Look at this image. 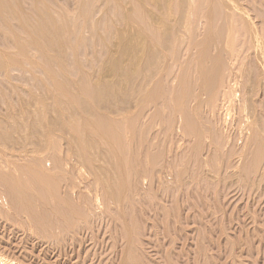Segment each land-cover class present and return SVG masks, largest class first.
<instances>
[{"label": "rangeland", "instance_id": "1", "mask_svg": "<svg viewBox=\"0 0 264 264\" xmlns=\"http://www.w3.org/2000/svg\"><path fill=\"white\" fill-rule=\"evenodd\" d=\"M112 1L113 0H108L107 3H103L102 0H27L23 3L22 11L16 8V11L20 14L16 15L18 21L20 19L25 21V23L29 21L33 25H36L41 21V16L34 11L35 2H43L47 5L49 15L60 27L59 33H61V35L64 34L65 31L67 33L64 38L62 37L64 45L69 47L67 50L68 55L65 59L66 67L70 70V73L68 72L67 75V68H61L60 63L55 60L56 58H54V61L48 58L49 56L43 48L42 43L36 46V48L32 45L29 46V57L31 60L27 62L25 60L26 58L19 53L20 50L12 45L8 41V38H12L13 35L16 34L29 41L30 37L28 34L20 31V28L17 27V24L19 25L20 22L17 20L11 21L10 29L5 27L3 22L0 21V34H4L7 37L0 36V125L3 126L2 128L0 127L2 129L0 130L5 133L8 132L10 136L12 134L11 138L15 140V142L12 139L7 141L10 143V148L12 150L8 148V143L5 142V144L8 145L7 147V145L4 146V141H0L2 142V145L0 144L2 147L0 148H3V150H1L3 152H5L7 148L9 150V153L6 151L4 154L6 156L7 154L8 156L14 155L11 156L13 159L10 157V160L14 162H12L13 167H11V169H14L11 172V169L5 171L4 180L7 182L5 181V184L1 182L2 185L0 183L1 190L6 188L5 191L3 190L4 192L0 190V195L2 196V194H5L7 197L3 195L7 206L4 205L5 207H2V209L8 210L7 213L10 217L8 221L6 218L7 215L3 214V212L2 216L5 215L4 219L6 218V220H4L2 216L0 217V255H3L4 257H2L6 258L9 264H264V71L261 70V58L253 49L252 38L242 31V34L237 32L235 33L238 35L234 34V36L236 35V46H239V41H241V39L247 40V57L245 59L242 57L236 64L238 76L237 84L232 83L236 90L235 97L228 116V126L225 129L221 121L222 117H218L212 122L213 120L210 115L204 112L200 105L198 106V110H196L197 114L190 106L192 101V96H190V94L192 93L193 95L194 92H196L197 88L195 87L197 86L195 84L198 83L196 82L198 79L195 78L197 76H195V72L192 68L196 66L194 67V70H196L198 68L197 63L200 61L199 59H201V61L204 59L203 57L201 58L202 53L201 55L196 53L199 52V48L202 50V46H204L203 48L205 49V46L209 44L207 43V41H209L208 39L217 38L222 32L223 21L221 19H216L215 22L214 19L207 18L209 16L206 15V11L210 2L208 1V3L206 0H202V4L205 2L202 5L200 3L201 0H199V2L196 0L199 5L201 4L199 6L195 0H181L179 1V3L182 2L181 5L178 3V0H172L170 5L167 6L163 2V5H165L163 6L162 1L164 0H159V2L161 1L159 9V3L156 7L153 2H150L151 0H145V8L138 6L135 0L133 1L134 3L129 0L128 2L127 0H122L123 3L119 0H116V2ZM260 1L257 4L252 1L249 2L248 0L241 1L245 6L244 9L248 10V13L245 12L247 13L246 15L251 14L250 16L253 20L248 16L249 19L253 22L255 21L254 23L259 29L264 23V5ZM187 2L192 3H189V5ZM193 2H195V4ZM120 4L123 5L120 6ZM147 4L152 6L148 8ZM174 4L176 6L172 7ZM184 5L188 7V10L187 8L184 10ZM194 5L197 7L196 9L192 8ZM135 6L137 10L139 9V12L137 10V12L135 11ZM153 6L157 9H152ZM161 7H163V9ZM176 7L178 8L176 9ZM171 8L172 10L169 12ZM167 9L169 10L167 11ZM193 9L198 11L196 13L201 15L200 18L198 14H196L197 17L195 16L192 18L195 15ZM161 10H164L163 12L165 13L167 11L166 15L162 13ZM173 10L174 12H172ZM189 10H192V14H190L191 11ZM203 10H205V12ZM126 11L128 12L126 13L127 15L124 13ZM148 11L154 14L156 12L155 15L159 13V16L164 17L167 23L171 21L170 16H168L169 13L172 14V21L175 23L181 20V22L183 21L182 23H186L189 26L194 23L193 19H195L196 23L193 25L194 28L192 26L190 30L189 28L191 27L187 26V31L193 32L192 34L190 32L191 37L194 35L192 38L197 39L198 42L201 39V44H204L200 47V42L197 43L199 48L195 50V46L197 45L196 40L194 41L191 39L194 44L192 43L193 45L190 46L194 47H187L188 57H185L186 53L181 52V50H183V48L180 47L181 45H177V50L174 51L175 46L171 45V48V46H169L170 42H166L165 39V42H163L158 31H153L151 28L149 29L150 19L147 17V15H149ZM177 11L178 16L176 15ZM161 13L164 14V16L161 15ZM252 13H254V15ZM202 14H205L207 17ZM182 15L184 16L183 18H181ZM234 16V21L236 22L234 24L237 26L235 27L239 29L240 26H242V17L239 14L237 15V13L234 14ZM144 17L148 19H144ZM174 17L178 19V21H175ZM188 18L190 19L187 20ZM90 19L91 21H88ZM209 19H212V22H214L209 24H214L215 26H213L217 29L207 24ZM192 20L193 22L190 23ZM242 20L244 23V19ZM210 21L211 20H209V22ZM89 22L98 23H96L98 25L97 31H99H96L97 36L99 34L103 37L106 36L103 39H107V32L113 31L115 28L128 29L129 32H133V36L141 37L142 35L141 39L146 40L145 42L148 48H157L156 51L159 50L158 52H153L159 54H155L156 56L152 54V57H154V61L152 58L150 59L152 62L148 61L150 55L148 52L146 53V56L149 58L145 57L146 59H144L142 62L143 65H141L143 67H138V65L133 62L135 59L132 58L134 57L129 59V55H127L128 57L125 56L124 64L126 63V65L138 69L136 77L129 83V90L127 92L125 91L127 96H133L125 98L127 97L125 92L120 93L121 95L116 92L113 96L110 95L112 98H110V96L108 98L111 102L110 104L121 108L123 112L121 110L120 112L123 114L126 112L125 117L128 120L124 117L123 119L126 121L125 126L127 128L124 126V120H122L120 125H123L122 127H117L120 132H118L117 135L116 133L118 130H115V137L117 136V138H119V133L123 132L122 134L124 135L127 131L128 133L126 132L127 134L125 136L127 140H124L121 134L123 140H121L122 138L117 140V138L114 137L118 142L113 140L114 142L111 141V143L107 142V144H105L104 141H102V137H100L101 134L96 135V133L94 134L93 132L92 135V133H90V127H87L88 124L86 120H91L89 122H92L95 119L87 114L86 116L88 119H86L87 117L84 115L86 111L82 109L83 107L80 103H76L77 101H75V99L77 98H73L74 96L72 95L77 89H73V94H70L69 92H65L63 87L64 84L65 87L68 85H66L67 80L76 82L79 79L78 75L81 76L82 74L81 66H83V69H87L90 67V62L94 65L98 63L97 59L102 60L104 58L101 52L102 48L99 47L100 41L98 37L95 36V39H92L93 34L87 32V28L90 25ZM203 22L205 24H203ZM124 26H126V28ZM203 27L206 28V30ZM201 29L203 31H201ZM215 30H217L216 33ZM206 31H208L210 35L206 33ZM212 33L214 34L213 36H215V34L217 36L219 33V36L212 38L210 37ZM199 34H203V36L201 35L200 38ZM187 35L188 43L189 33H187ZM206 36H209L207 40H205L207 38ZM81 37L84 38V42L79 44L78 41ZM203 39L205 41H203ZM162 43L164 44L163 46L161 45ZM211 43L212 41H210V44ZM92 44L94 45L92 46ZM165 44L168 47H166ZM78 46L79 49L75 57L73 51L76 50ZM178 47H180L181 50L178 49ZM208 47L209 45L207 48ZM10 55L13 59L16 58L18 62L14 61L16 59H11ZM165 55L167 59H164ZM170 57H173V59L171 60ZM196 57L199 61H197ZM75 58L76 61L79 62V67L74 64L73 60H75ZM195 58L197 65L194 62L195 60L193 61L194 63L191 62V60ZM177 59L180 60L177 61ZM125 60H128V64ZM8 61L13 62L9 63ZM174 63L175 65L181 64L182 66H174L176 69H173ZM188 63H190V65ZM5 66L7 67L5 68ZM166 67L168 69H166ZM76 69L80 72H77ZM166 70L170 71V74L171 71L174 75L176 74V82H170L172 75L171 77L169 76L168 82L164 81L167 79L165 77L167 73L164 74ZM175 70H178V72ZM62 71L66 73L64 74ZM186 72L187 76L185 74ZM144 74L147 75V78L151 76L153 79L151 78L150 80L153 81H148L145 89L146 91L141 96L139 92H133V90L136 83L138 85V82L142 80ZM64 75L70 77L66 78ZM163 77L165 79H160ZM186 77L187 79L183 80V78ZM179 79H181V81ZM117 80L121 82L124 81V78L119 77ZM159 81L162 82L161 87L158 85ZM132 85L134 87H130ZM67 87L72 88L70 84ZM79 88L80 90L78 91H82L81 95H83V97L78 98V100L85 99L86 102L89 101L84 105L85 108L89 107L88 110H93V112H95L97 110L95 106L93 107L95 101L92 100L93 98L90 97L85 90H82L80 86ZM154 88L159 89L152 90ZM78 91L76 93H79ZM153 91H157V93H155L157 97L155 96L150 101V98L149 100L147 98L149 97V93H153ZM135 92L138 93V95H134ZM139 95L140 97L144 96L141 98L142 102L144 98L146 104L151 102L149 103L150 106L148 105L150 109L146 104L144 105L141 103ZM185 95H187V100L185 99ZM81 100L79 102H81ZM138 100L140 102L138 104H141V106L143 104V107L146 106V108L144 107L145 109L143 108V111L140 109L142 108L141 106L136 108ZM153 101H155V103H152ZM123 107L124 110L122 109ZM75 109H78L79 112ZM99 110L101 111L100 108ZM99 110H97L98 113L100 112ZM98 113H96L94 117L96 115L100 116V113L99 115ZM70 114L73 116L77 114L78 117L80 115L81 117H86L85 121H82L84 126L81 124L80 127L79 123V120H83V117L78 120L77 116L70 117ZM73 118L74 121L77 122L72 121ZM98 118L99 117H97L94 122H96ZM57 119L61 121V124L67 120L65 125H67L68 129L70 125L73 126L72 123H76L74 126L80 128L78 130L73 126L74 132H72L70 127L72 132L71 136H69L70 134L67 135V132L65 133L66 135L62 133L64 140L66 138L69 139H66L65 142L64 140L59 142L60 144L63 143L62 150L64 149L67 153V151L70 150L69 147H71L72 150L74 148V151L76 150L75 152L73 151L75 156L72 155V157L78 158L80 156L78 154L81 153L82 149L85 150V147L88 146L86 145V143H88L86 140H88V138L90 139L92 135V138H96L95 140L99 142L97 143L94 140V142L99 145L98 151L100 150V152L104 153L106 150L105 154L109 152L107 154H110L109 156L111 158L106 154L109 161L106 159V163V160L104 161L105 158L102 159L105 154L100 153L101 156L103 155L100 158L104 162L98 160V164L94 162V165H92V161H90L91 166L88 167V170L85 168L83 179V176L79 178L76 173L73 172L72 165V169H70V167L67 168L68 171L70 169L69 172L62 166L61 156L66 154L64 150V154H61V156L57 153V155L53 154V148V151L49 149L53 155L47 151L40 154L39 151L41 148L37 140L41 133L44 134L46 132V127H49V124H51L56 128V131L58 130L56 134L59 135V132H62L60 128L63 129V126L59 125L60 123H58L59 121L57 122ZM69 120L72 122L70 123ZM210 121L213 124L210 123ZM94 122L92 124H95ZM85 126L88 128V131H82L83 128L87 129ZM44 127L46 128L45 130ZM53 127L51 126V128ZM93 127L95 126L93 125ZM198 129L200 130L198 131ZM77 131L80 132L78 133ZM103 131L104 130L101 132ZM202 131L203 133L211 131V136L208 134L210 137H207L208 139L205 137L204 139L205 135L201 133ZM21 132L26 135H23ZM82 132H85L83 134L87 139L84 138ZM5 133L1 135H7V133ZM36 133H39V135H36ZM75 133H78V135L81 133L80 142L78 139L75 140V138H77V134L75 135ZM43 134L40 135V138H42ZM221 134L222 137L220 138ZM58 135L57 137L60 138L61 134ZM13 136L18 137L16 138ZM23 138H25V141ZM67 140L69 142H67ZM77 140L79 144L76 142ZM81 140L86 143H81ZM119 141H124V144L121 143L124 146L123 149L122 146L119 147ZM31 143H35L36 145ZM112 143H117V146L122 150L119 149L116 144L112 147ZM84 144L85 147L83 148ZM109 144H111V146H109ZM37 145L39 149L38 152V149L34 150V146ZM88 147H86V149ZM26 149H29L28 151H34H30L31 155L29 154L26 156V154L30 153ZM89 150L91 151V148ZM89 150H87V152ZM113 150L114 154L111 153ZM11 151L13 153H11ZM35 151L36 153H33ZM120 151H124V153H119ZM32 153L38 156H33ZM82 153L85 154V152ZM82 153L81 155H83ZM120 154L123 155L121 156ZM76 155H78V157H76ZM116 155L119 156L117 157ZM56 157L57 159H55ZM67 157V154L63 156V161L67 159ZM72 157L70 156L71 159ZM79 159H77V163L79 161L81 163ZM121 159H123L126 167H124L125 165L121 166V164H123ZM84 163L85 162H82L81 164ZM98 165L104 166L105 172H103V168L101 170L102 172H100V166ZM108 166L114 167L110 168ZM97 167H99V169ZM123 167L124 169H122ZM89 168H91V171ZM95 169L99 170L98 173ZM13 171H15V173H13ZM116 171H118V174ZM71 172L74 173H72V176L69 175ZM85 172H87V174ZM11 173H13V175H11ZM92 173L96 174L93 175ZM102 173H106V175ZM8 174L9 176H6ZM66 174L69 175L70 178L69 176L66 177ZM10 175L12 177H10ZM75 175L79 179H77V177L74 178ZM87 175H89V177ZM14 177L18 181H15ZM111 177L113 179L115 178L117 182L115 179V181L111 179ZM120 177L123 183L120 181L121 179L118 180ZM106 178L110 180L107 182ZM104 181L106 183H104ZM18 182H20V186ZM7 183L11 185L13 192L7 191L9 190ZM25 185L29 188L27 186L25 187ZM73 186L76 190H73ZM23 187H25V191L22 189ZM118 187H122L121 189L123 190ZM108 188L110 190H108ZM21 190L24 191V193H22ZM114 190L115 193H113ZM110 192H112V194ZM115 194L118 195L116 196ZM112 197H114L115 200H111L113 199ZM26 202L30 203V206ZM41 215L44 218H41ZM35 216L41 219L36 217V222ZM31 217L35 220H31L32 222L30 223L28 219H32ZM42 219L44 222H42ZM49 223H52V225ZM30 227L33 229L31 230ZM40 229L42 231H40Z\"/></svg>", "mask_w": 264, "mask_h": 264}, {"label": "bare ground", "instance_id": "2", "mask_svg": "<svg viewBox=\"0 0 264 264\" xmlns=\"http://www.w3.org/2000/svg\"><path fill=\"white\" fill-rule=\"evenodd\" d=\"M27 0H0V21H2L3 22V24L5 25V27H7V28H9L10 29V23H11V21L12 20H17V16L16 15H20L17 11H16V8L17 9H20L21 11H22V6H23V3H25ZM113 1H115L116 2V0H113ZM112 1V2H113ZM120 2L122 1V0H119ZM126 1V0H125ZM130 2L132 1H134V0H129ZM149 1V0H148ZM171 1L172 0H164V1H162V5H163V2H164V4L167 6V5H170V3H171ZM179 1H181V0H178V3H179ZM183 1V0H182ZM186 1V0H185ZM196 1V0H195ZM205 1V0H204ZM210 3H209V2ZM241 1H244V0H206V2H208L210 5H209V7L207 6V11H206V15L207 16H209V17H207V16H205V14L203 15V16H205V17H207V18H212V19H214V21L216 22V19H221L222 21H223V26H222V32H221V35L219 36L218 34H217V36H219V37H217L216 36V34H215V36L217 37V38H213V37H215V36H213L214 34L212 33V36H210V37H212L213 39H208V37L209 36H206L205 38V40H209V41H207V43H209L208 45H209V49L207 48V43H206V45L207 46H205V49L203 48L204 46H202L203 44H201V39L199 40V42L197 41V39H194V38H192L191 37V35H190V32L191 31H187V24L186 23H182L181 22V20L180 21H178V19H176L175 17V21H178V22H174V21H172V14L171 13H169V12H171V10H172V8L170 9V11L168 12L169 13V15L168 16H170V18H171V21H172V23H171V21L169 22V20H168V22L169 23H167L165 20H164V17H161V16H159V13L157 14V15H155L156 14V12H155V14L154 13H151V11H148V13H149V15H147V14H145V15H147V17L150 19L149 21H150V27H149V29L151 28L153 31H158L160 34H159V36L161 35V39H163V42H165V40H166V42L168 41V42H170L169 43V46H175V50L174 49H172V50H174V51H176L177 50V48H176V46L178 45V46H180L181 48H183V50H181L180 49V47H178V49H180L181 50V52L183 53H186V56L185 57H188V55H187V47L189 48H191V47H194V46H190V45H193L194 44V42H193V40L195 41L196 40V44L197 43H199V45H200V47L202 46V50H200V48H199V45L197 46V48H196V46H195V50L196 49H198V51L200 52H198V53H196V54H200L201 55V53H202V56H201V58L203 57L204 59H202V61H201V59H199L198 60V58H197V61H199L197 64H196V58L195 59H192L191 60V62L192 63H194L195 62V64L197 65V69L196 70H194L195 68L194 67H196V66H194L192 69H193V71L195 72L194 74H195V76H197V77H195V76H193V77H195V78H197L198 80L196 81V82H198L197 84H195L197 87H195V88H197L196 89V92H194V94L192 95V93L190 94V96H192L191 97V99H192V101H191V103H190V106L192 107V109H194L195 111L196 110H198V106L200 105V107H201V109L202 110H204V112H207L209 115H210V117H211V119L213 120L212 122H214L215 120H216V118H218V117H222L221 118V121H222V123H223V128H227V126H228V120H229V118H228V116H229V113H230V108H231V106H232V104H233V102H234V97H235V87H234V84H237V79H238V76H237V69H236V64L242 59V57L245 59L246 57H247V54H246V52H247V40H245V39H241V41H239V46H236L237 45V41L235 40V36H234V34H237V33H241V31L244 33V34H247V36H250L251 38H252V40H253V49L255 50V53L261 58V70H263L264 71V23L262 24V27H260V29L256 26V24L252 21L253 19L251 18V14L249 15H246L248 12V10H246V9H244L245 8V6L241 3ZM249 2L250 1H252L253 3H258L260 0H248ZM39 2V1H38ZM38 2H35V4H34V11H36V13L38 14V15H40L41 16V21L39 22V23H37L36 25H33L32 23H30L29 21L28 22H26L25 23V21H22V20H20L19 19V21L18 22H20L19 23V25L17 24V27L18 28H20V31H22L23 33H26V34H28V36L30 37L29 38V41H27V39H24L23 37H21L20 35H16V34H14L13 35V37L12 38H8V41L12 44V45H14L15 47H17L19 50H20V52L19 53H21L26 59V61L28 62V61H30L31 60V58L29 57V53H30V49H29V46L30 45H32V46H34L35 48H36V46H39L41 43L43 44V48L45 49V51H46V53L48 54V58H51L52 59V61H54V58H56L55 60H57L58 61V63H60V66H61V68H67L66 67V63H65V59H66V56L68 55L67 53V50H68V48L69 47H66L65 45H64V42H63V39H62V37L64 38V36H66V31L64 32V34H62L61 35V33H59L60 32V27H59V25H57V23H56V21L49 15V10H48V7H47V5L45 4V3H43V2H40V3H38ZM102 2L103 3H107L108 2V0H102ZM111 2V1H110ZM114 2V3H115ZM127 2H128V0H127ZM147 2V1H146ZM150 2H153L154 4H155V6L156 5H158V3H159V6H158V8L161 6V1L159 2V0H151ZM197 2V1H196ZM198 2H199V0H198ZM197 2V3H198ZM202 0L200 1V3L202 4ZM260 2H262V4L264 5V0H261ZM98 3V2H97ZM100 3V2H99ZM119 3V2H118ZM117 3V4H118ZM122 3H123V1H122ZM134 3V2H133ZM135 3H137L138 4V6H141L142 8H145L144 6H145V0H135ZM148 3V2H147ZM174 3V2H173ZM188 4L189 3H192V2H187ZM194 4H195V2H193ZM205 3V2H204ZM203 3V4H204ZM208 3H206V4H208ZM110 4V3H109ZM125 4V3H124ZM130 4V3H129ZM150 4V3H149ZM153 4V5H154ZM180 5L182 4V2L181 3H179ZM183 4H184V2H183ZM200 4V5H201ZM202 4V5H203ZM102 5V4H101ZM108 5V4H107ZM123 5V4H122ZM121 4H120V6H122ZM148 5V4H147ZM165 5H163V6H165ZM176 5H177V3H176ZM175 4L174 5H172V7L173 6H176ZM187 5V4H186ZM190 5V4H189ZM188 5V6H189ZM192 5V4H191ZM198 5H199V3H198ZM199 5V6H200ZM105 6H106V4H105ZM115 6V5H114ZM131 6V5H130ZM134 6V5H133ZM132 6V7H133ZM149 6L151 7L152 5H148V8H149ZM155 6H153L152 7V9L153 8H156ZM179 6V5H178ZM171 7V6H170ZM184 7H185V5H184ZM204 7V6H203ZM109 8H110V6H109ZM120 8V7H119ZM130 8V7H129ZM128 8V9H129ZM138 8V7H137ZM140 8V7H139ZM162 9H163V7H161ZM175 8V7H174ZM173 8V9H174ZM178 7H176V9H177ZM187 8V10H188V7L186 6L185 8H184V10ZM192 8H197V7H195V5H194V7H192ZM206 8V7H205ZM146 9H147V7H146ZM157 9V8H156ZM160 9V8H159ZM158 9V10H159ZM175 9V10H176ZM189 9H190V7H189ZM195 9H193L194 11H195ZM199 9H200V7H199ZM198 9V10H199ZM109 10V9H108ZM137 9H136V6H135V11H136ZM144 10V9H143ZM169 9H167V11H168ZM183 10V9H182ZM206 10V9H205ZM205 10H203L204 12H205ZM128 11V10H127ZM124 12L125 14L126 13H128V12ZM132 11H133V9H132ZM138 12H139V9L137 10ZM136 11V12H137ZM164 10H161V12L162 13H164L165 15H166V13H167V11H166V13L165 12H163ZM179 11V10H178ZM178 11L176 12L177 14V16H178ZM189 11H191L190 12V14H192V10H189ZM194 11H193V13H194ZM134 12V11H133ZM143 12V11H142ZM157 12H159V11H157ZM172 12H174V10L172 11ZM187 12V11H186ZM196 12H198L197 10L195 11V15L192 17V18H194L195 16H196V14H198V15H200L199 13H196ZM245 12H247V13H245ZM251 12V11H250ZM130 13V12H129ZM140 13H141V11H140ZM161 13V15H163L164 16V14H162ZM180 13V12H179ZM188 13V12H187ZM201 13H203V12H201ZM237 13V15L239 14L242 18H241V21H242V26H240V28L239 29H237L236 27V24H234V23H236L235 21H234V18H235V16H234V14H236ZM139 14V13H138ZM143 14V13H142ZM154 14V15H153ZM184 14V13H183ZM253 15H254V13H252ZM127 15V14H126ZM174 15V14H173ZM180 15V14H179ZM185 15V14H184ZM252 15V16H253ZM47 16H48V19H47ZM92 16V15H91ZM140 16V15H139ZM175 16V15H174ZM239 16V17H240ZM250 17V19H252V20H250L249 19V17ZM146 17V18H147ZM184 16L182 15V17L181 18H183ZM190 17V18H191ZM197 17V16H196ZM201 17V15L199 16V18ZM204 17V18H205ZM145 17H144V19H146ZM147 18V19H148ZM167 18V17H166ZM169 18V19H170ZM178 18V17H177ZM187 18V17H186ZM190 18H188L187 20H189ZM204 18H202V19H204ZM206 18V19H207ZM237 18V17H236ZM212 19H209V20H211L210 22H209V20H208V25L209 26H211L209 23H214V22H212ZM242 19H244V23H243V20ZM130 20V19H129ZM182 20H184V19H182ZM194 20V23H196L195 22V19H193ZM193 20L190 22V23H192L193 22ZM198 20H201V19H198ZM220 20V21H221ZM240 20V19H239ZM88 21H91V19L90 20H88ZM142 22V21H141ZM174 22V23H173ZM207 22V21H206ZM240 22V21H239ZM239 22H238V24H239ZM90 23V25L88 26V30H87V32H90V33H92L93 34V37H92V39H95V36L96 37H98V39H99V47H101L102 48V50H101V52H102V55H103V59L102 60H98L97 58V64H91V62H90V64H89V66L90 67H88L87 69H83V66H81L82 67V74H81V76L80 75H78V77H79V79L76 81V82H72V81H69V80H67V82H66V85L68 84H70V86H72V88H68L67 86L65 87L64 85H63V87H64V89H65V92H69L70 94H73V89H77L76 91H74L75 93L72 95V96H74L73 98H77V99H75V101H77L76 103H80V105H82V109H84L85 111H86V113L84 114L83 112V114L86 116V114L88 115V116H92L93 117V119H95L96 120V118L97 117H99L98 119H97V121L96 122H94V121H92V122H89V121H91V120H86L87 121V124H85V125H87V127L89 128L90 127V130H91V132L90 133H92V135H93V132H94V134L96 133V135H100L101 134V136L100 137H102V141H104V143L105 144H107V142L108 143H111V141L112 142H114V141H116V142H118L117 140H120L121 138V140H123V137H124V140H127V138L125 139V136H126V134L128 133L127 131H126V129H125V131L127 132H125L124 133V135L122 134V133H119V138H117V136L115 137V130H118L117 129V127L118 126H121L122 127V125H120L121 123H122V120H124L123 121V123H124V126H125V124H126V121H125V119H126V112L123 114L122 112V110H121V108H119L118 106H115V105H113V104H110L111 102H110V100L108 99L109 98V96L111 95V96H113L114 95V93H116V92H118L119 94L120 93H123V92H127L128 90H129V83L134 79V77H136V75H137V70L138 69H136V68H132L131 66H129V65H126V63L124 64V58H125V56H127V55H129L130 56V58L129 59H131V57H134V58H132V59H135V60H133V62H135L136 63V65H138V67L139 66H141V65H143L142 64V62L144 61V59H146V58H149L148 56H146V53L148 52L149 53V55H150V58H149V60L148 61H150V62H152L150 59L152 58V60H153V58L154 57H152L153 55H155V54H159V53H153V52H155L156 51V49L157 48H155V49H153V48H151L150 49V47L148 48L147 47V43L145 42L146 40L145 39H141L142 38V35H141V37L139 36H133V32L131 33V31L129 32L128 31V29H119V28H115L113 31H106L107 32V34H108V38L107 39H103L104 37H106V36H102V35H100L99 33V35L97 36V32H99V31H97L98 30V23L96 24L95 22L93 23V22H89ZM128 23V22H127ZM194 23L191 25H189L188 27H191V28H189L190 30L192 29V26L194 25ZM220 23V22H219ZM257 23V22H256ZM87 24V23H86ZM102 24V23H101ZM203 24H205L204 22H203ZM221 24V23H220ZM237 24V25H238ZM141 25V24H140ZM214 25V24H213ZM212 25V27L213 28H215V29H217L216 27H214ZM240 25V24H239ZM258 25V24H257ZM130 26V25H129ZM206 26V25H205ZM236 26V27H235ZM104 27V26H103ZM125 28H126V26H124ZM133 27V26H132ZM144 27V26H143ZM201 27V26H200ZM200 27H199V29H200ZM193 28H194V26H193ZM204 28V27H203ZM210 28V27H209ZM196 29V28H195ZM205 30H206V28H204ZM62 30V29H61ZM204 30V31H205ZM97 31V32H96ZM101 31V30H100ZM136 31V30H135ZM145 31V30H144ZM194 31V30H193ZM201 31H203L202 29H201ZM218 31H219V28H218ZM197 32V31H196ZM211 32V31H210ZM217 32V30H215V33ZM235 32H237V33H235ZM101 33V32H100ZM139 33V32H138ZM187 33H189V42L187 43ZM193 32H191V34H192ZM206 33H208V31H206ZM204 34V33H203ZM203 34H201L202 36H203ZM209 35H210V33H208ZM207 34V35H208ZM242 34V33H241ZM106 35V34H105ZM136 35V34H135ZM140 35V34H139ZM196 35V34H195ZM200 34H199V37L201 36ZM204 35H206V34H204ZM238 35V34H237ZM0 36L1 37H5V38H7L4 34H0ZM241 36V35H240ZM243 37H245V36H243ZM195 38H198V37H195ZM201 38V37H200ZM246 38V37H245ZM89 39V38H88ZM149 39V38H148ZM156 39V38H155ZM165 39V40H164ZM191 39H193V40H191ZM142 40H144V41H142ZM204 39H203V41H205ZM192 41V42H191ZM210 41H212V43L210 44ZM84 42V38L83 37H81L80 38V40L78 41V43L80 44V43H83ZM154 42V41H153ZM160 42V41H159ZM171 43H173V44H171ZM193 43V44H192ZM158 44V43H157ZM168 44V43H167ZM94 44H92V46H93ZM162 46L164 45L163 43L161 44ZM91 46V45H90ZM161 46V47H162ZM165 46H166V44H165ZM164 46V47H165ZM172 46H171V48H172ZM211 46V47H210ZM86 47V46H85ZM166 47H168V46H166ZM89 48V47H88ZM174 48V47H173ZM208 50H207V49ZM78 49H79V46L77 47V49L76 50H74L73 51V55L76 57V52H78ZM95 49V48H94ZM159 49V48H158ZM166 50V49H165ZM191 50V49H190ZM85 51V50H84ZM159 50H157L156 52H158ZM168 51H169V48H168ZM171 51V50H170ZM174 51H172V52H174ZM70 52V51H69ZM81 52V51H80ZM93 52V51H92ZM168 53H170V52H168ZM176 53V52H175ZM16 54V53H15ZM153 54V55H152ZM174 54V53H173ZM93 55V54H92ZM148 55V54H147ZM162 55H164V54H162ZM176 55V54H175ZM156 56V55H155ZM174 56V55H173ZM182 56V55H181ZM10 57H11V55H10ZM18 57V56H17ZM22 57V56H21ZM35 57V56H34ZM88 57V56H87ZM128 57V56H127ZM146 57V58H145ZM179 57V56H178ZM89 58V57H88ZM94 58V57H93ZM159 58H160V56H159ZM166 58V55H165V57H164V59ZM171 58V60L173 59V57H170ZM169 58V59H170ZM174 58H175V56H174ZM9 59V58H8ZM11 59H13L12 57H11ZM14 59H16V58H14ZM13 59V60H14ZM20 59V58H19ZM50 59V60H51ZM127 59V58H126ZM161 59V58H160ZM167 59V58H166ZM185 59V58H184ZM49 60V59H48ZM156 60V59H155ZM180 60V59H179ZM178 59H177V61H179ZM186 60H187V58H186ZM195 60V61H194ZM15 62H18V60L16 59V60H14ZM74 61V64H76V65H78V67H79V62L78 61H76V58H75V60H73ZM92 61V60H91ZM94 61H95V59H94ZM126 62L128 61V60H125ZM132 61V60H131ZM154 61V60H153ZM158 61V60H157ZM169 61V60H168ZM181 61H183V60H181ZM194 61V62H193ZM9 62V61H8ZM11 62H13V61H11ZM11 62H9V63H11ZM88 62V61H87ZM96 62V61H95ZM132 62V63H133ZM146 62H147V60H146ZM190 62V63H191ZM78 63V64H77ZM135 63H134V65H135ZM187 63V62H186ZM190 63H188L189 65H190ZM57 64V63H56ZM88 64V63H87ZM127 64H128V62H127ZM148 64V63H147ZM150 64V63H149ZM182 64H183V62H182ZM195 64H193V65H195ZM8 65V64H7ZM17 65V64H16ZM59 65V64H58ZM68 65V64H67ZM75 65V66H76ZM133 65V64H132ZM133 65V66H134ZM164 65H166V64H164ZM181 64H179V65H175V63L173 64V67L174 66H180ZM241 65V64H240ZM54 66V65H53ZM56 66V65H55ZM63 66V67H62ZM88 66V65H87ZM162 66V65H161ZM172 66V65H171ZM170 66V67H171ZM182 66V65H181ZM7 66H5V68H6ZM58 67V66H57ZM56 67V68H57ZM77 67V66H76ZM77 67V68H78ZM80 67V68H81ZM141 67H143V66H141ZM145 67H147V66H145ZM157 67V66H156ZM160 67V66H159ZM50 68H51V64H50ZM59 68V67H58ZM79 68V69H80ZM150 68H151V66H150ZM152 68H153V66H152ZM161 68V67H160ZM180 68V67H179ZM189 68V67H188ZM8 69V68H7ZM53 69V68H52ZM54 69H55V67H54ZM166 69H168L167 67H166ZM171 69V68H170ZM169 69V70H170ZM173 69H176L175 67L173 68ZM186 69V68H185ZM192 69H190V70H192ZM58 70H60V69H58ZM62 70H64V69H62ZM67 70V73L66 72H64V71H62V72H64V74L66 73V75L68 74V72L70 73V70H68V68L66 69ZM155 70V69H154ZM187 70V69H186ZM52 71V70H51ZM76 71L78 72L79 70L78 69H76ZM165 71V70H164ZM164 71H162V72H164ZM176 71V70H175ZM57 72V71H56ZM61 72V71H60ZM80 72V71H79ZM151 72V71H150ZM160 72V71H159ZM158 72V73H159ZM168 72H169V74H168ZM173 72H174V70H173ZM176 72H178V70L176 71ZM179 72H180V70H179ZM167 73V74H166ZM52 74H53V72H52ZM149 74V73H148ZM164 74H166L165 75V77L167 78V79H165L164 77L163 78H160V79H165L164 81H166V82H168L169 80V78L171 77V75H172V77L170 78L171 80H170V82L171 81H175L176 82V74L174 75L173 73H172V71H171V74H170V71H167L166 70V72H164ZM180 74V73H179ZM186 74V76H187V72L185 73ZM62 75H63V73H62ZM66 75H64V76H66ZM156 75H158V74H156ZM163 75V74H162ZM52 76V75H51ZM63 76V77H64ZM155 76V75H154ZM170 76V77H169ZM263 76V75H262ZM70 77V76H69ZM69 77H67L66 76V78H69ZM77 77V76H76ZM119 77H123L124 78V81H121V82H119L117 79L119 78ZM143 78H142V80H140L138 83V85H137V83H136V85H135V87L132 85V86H130V87H134V90H133V92L134 91H137V92H139V94H141V96H142V94H144L145 93V89H146V85H147V83H148V81L152 78L151 76H150V78L148 77L147 78V75L146 74H144L143 76H142ZM162 77V76H161ZM181 77V76H180ZM263 78V77H262ZM74 79V78H73ZM153 79V78H152ZM159 79V80H160ZM184 79H187V77L186 78H183V80ZM76 80V79H75ZM168 80V81H167ZM180 81H181V79H179ZM263 80H264V78H263ZM61 81V80H60ZM151 81H153V80H150V82ZM161 81H163V80H161ZM161 81H159V87H161V85H162V82ZM163 81V82H164ZM194 81V82H195ZM166 82H164V83H166ZM135 83V82H134ZM163 83V84H164ZM232 83H234V84H232ZM78 84V85H77ZM185 84H186V82H185ZM79 86L81 87V89L82 90H85V92L88 94V95H90V97H92L93 99L92 100H94L95 102H94V104L95 105H93V107L95 106L96 107V109L97 110H99V108L101 109V111L99 112L100 113V116H95L94 117V115L96 114V113H98V111L96 110L95 112H93V110H88V108L89 107H86L85 108V104H87L88 102H86L85 101V99H83V100H81V102H79L80 100H78V98H82L83 97V95H81V92L82 91H78V90H80V88H79ZM155 87V86H154ZM186 87V86H185ZM156 89H159V88H154V89H152V90H156ZM186 90V89H185ZM79 92V93H76V92ZM144 91V92H143ZM194 91V90H193ZM192 91V92H193ZM84 92V91H83ZM125 92V93H126ZM130 92H132L131 90H130ZM133 92H132V94H133ZM143 92V93H142ZM186 92V91H185ZM86 93H84L85 95H87ZM117 93V94H118ZM151 93V94H150ZM149 93V97L147 98L148 100H149V98H150V101L156 96L157 97V95L155 94V93H157V91H153V93L152 92H150ZM135 94H137L138 95V93H134V95ZM186 94V93H185ZM121 95V94H120ZM126 96H127V93L125 94ZM153 95V96H152ZM110 96V98H112ZM133 95H130V96H127V97H125V98H128V97H132ZM146 96V95H145ZM88 97V96H87ZM124 97V96H123ZM122 97V98H123ZM139 97H140V95H139ZM144 97V96H143ZM143 97H140L139 98V100L141 101L142 99L141 98H143ZM113 99H114V97H113ZM184 99V98H183ZM185 99L187 100V95H185ZM139 100H138V102H137V104L138 103H140L139 102ZM144 101L142 102L141 101V103H143L144 105L146 104L145 102H146V100H145V98L143 99ZM85 101V102H84ZM149 102V101H148ZM92 103V102H91ZM114 103V102H113ZM149 103H151V102H149ZM149 103L148 104H146L147 106L149 105ZM152 103H155V101H153ZM136 104V108L138 107V106H141V104H138L137 105ZM143 104H142V108H140V109H142L141 111H143L145 108H146V106H144L143 107ZM120 106V105H119ZM150 106V105H149ZM148 106V107H149ZM81 108V107H80ZM144 108V109H143ZM233 108V107H232ZM46 109V108H45ZM123 110H124V107L122 108ZM139 109V110H140ZM149 109H150V107H149ZM44 110V109H43ZM76 111H78V109H75ZM74 110V111H75ZM120 110L122 111V112H120ZM126 110V109H125ZM138 110V111H139ZM45 111V110H44ZM127 111V110H126ZM128 111H131V110H128ZM134 111V110H133ZM79 112V111H78ZM78 112H77V114H78ZM70 113V112H69ZM99 113H98V115H99ZM127 113H129V112H127ZM131 113V112H130ZM147 113V112H146ZM206 113V114H207ZM76 114V116L78 117V115ZM80 114H81V112H80ZM82 114V115H83ZM132 114V113H131ZM196 114H197V111H196ZM205 114V113H204ZM209 115H208V117H209ZM12 116V115H11ZM67 116V115H66ZM76 117V116H73V115H71L70 114V117ZM129 116V115H128ZM68 117V116H67ZM70 117H69V119H70ZM83 117V116H82ZM82 117H81V115L78 117V120L79 119H82ZM87 117V116H86ZM85 117V118H86ZM123 117L125 118V119H123ZM207 117V118H208ZM47 118V117H46ZM85 118L83 117V120H79L80 122V127H81V124H83V122L85 121ZM38 119V118H37ZM86 119H88V117L86 118ZM188 119V118H187ZM21 120V119H20ZM47 120V119H46ZM63 120V119H62ZM76 120H77V118H76ZM126 120H128V119H126ZM210 120V119H209ZM48 121V120H47ZM47 121H46V123H47ZM59 121V119H57V122ZM64 121V120H63ZM67 120H65L64 122H62V124L60 123L61 121H59L58 123H60L59 125H62L63 126V129H61L60 127V131H62L61 133L59 132V135L61 136L60 138L59 137H57V135L58 134H56V132L58 131H56V128L55 127H53V125H51V124H49V127L47 126L46 128H47V130H45L46 128L44 127V130L46 131H44L45 133L43 134V133H41V134H43L42 135V138H40V135H39V133L37 134L36 133V135H39V137H38V145H39V147L41 148V150L39 151V149L37 148L38 147V145L37 146H34L35 148H34V150L36 149H38L37 150V152L39 151V153L40 154H42L43 152L45 153V151H47V152H49V153H51L52 154V152H51V150H52V148L54 149V152H53V154H58V155H60L61 156V154H64V152H63V150H62V148H63V146H62V144H60L59 142H61L62 140H64V136L62 135V133H66L67 135L68 134H70L69 136H71V134H72V132H74L73 130V128L75 127V129L77 128L78 130L80 129V128H78V126H74V124L76 125V123H72V125L74 126H69V129L67 128V125H65ZM72 121H74V118H73V120ZM71 121V122H72ZM83 121V122H82ZM2 122V121H1ZM56 122V123H57ZM69 122H70V120H69ZM68 122V123H69ZM70 122V123H71ZM74 122H77V121H74ZM82 122V123H81ZM95 123V124H92V123ZM211 121H210V123H212ZM26 123V122H25ZM45 123V122H44ZM69 123V124H70ZM16 124V123H15ZM48 124V123H47ZM54 124V123H53ZM191 124V123H190ZM193 124V123H192ZM213 124V123H212ZM53 127V128H51V126ZM57 125V124H56ZM59 125H57V126H59ZM93 125L95 126V127H93ZM201 125V124H200ZM83 126H84V124H83ZM0 127L2 128L3 126H1L0 125ZM70 127H71V129H72V132H71V129H70ZM73 127V128H72ZM86 127V126H85ZM86 127V128H87ZM126 127V126H125ZM204 127V126H203ZM0 128V129H1ZM11 128V127H10ZM13 128V127H12ZM58 128V129H59ZM88 128L87 129H84L83 128V130L82 131H88ZM127 128V127H126ZM209 128H211V127H209ZM214 128H215V125H214ZM6 129V128H5ZM53 129H55V130H53ZM99 129H100V132L102 131V130H104L103 132H99ZM193 129H194V126H193ZM2 130V129H1ZM0 130V132H2ZM41 130V129H40ZM200 129H198V131H199ZM211 130H213V129H211ZM4 131V130H3ZM8 131V130H7ZM23 131V130H22ZM55 131V132H54ZM70 131V132H69ZM81 131V130H80ZM80 131H77L78 133L80 132ZM98 131V132H97ZM203 131H205V130H203ZM203 131L201 132V133H203ZM221 131V130H220ZM26 132V131H25ZM35 132V131H34ZM38 132V131H37ZM41 132V131H40ZM75 132H76V130H75ZM104 132H105V134H104ZM118 132H120L119 130L117 131V135H118ZM214 132H216V131H214ZM217 132H218V130H217ZM3 134L5 133V132H2ZM2 133H0V141H4V146L5 145H7V144H5V142L6 143H8L9 144V147H8V145H7V147L9 148V149H11L10 148V143L9 142H7V141H10L12 138H11V136H12V134H11V136L8 134V132H6L7 133V135H1ZM5 133V134H6ZM17 133V132H16ZM18 133H20V132H18ZM22 133V132H21ZM78 133H75V135H76V137L77 138H75V140L76 139H80L81 137V133L78 135ZM83 133H85V132H82V134ZM89 133V134H90ZM97 133H99V134H97ZM102 133H103V135H102ZM199 133V132H198ZM221 133V132H220ZM23 134V133H22ZM28 134V133H27ZM30 134V133H29ZM33 134V133H32ZM65 134V135H66ZM86 134H87V132H86ZM121 134L123 135V137L121 136ZM205 136H204V139H205V137L207 138V137H210L211 136V131H207V132H204L203 133ZM208 134L210 135V136H208ZM217 134V133H216ZM242 134V133H241ZM250 134V133H249ZM23 135H26V134H23ZM22 135V136H23ZM34 135V134H33ZM58 135V136H59ZM74 135V134H73ZM74 135V136H75ZM84 135V134H83ZM82 135V136H83ZM92 135H91V137H90V139L88 138V140H86V141H88V143H86L85 141H82L81 140V143L82 142H85L86 143V145H88V146H86V147H88L87 149H86V147H85V144H84V146H83V148L85 147V150L84 149H82V151H81V153L82 152H85V154L84 153H82L83 155H81V153L80 154H78V155H80L79 157H78V155H76V157H78V158H73L72 157V155H74L75 156V154H73V151H74V148H73V150L71 149V147H69V149L70 150H68V148H67V153H66V151H65V153L67 154V159H64V161H63V156H66V154L65 155H63V156H58V157H60L61 159V161H62V166L64 167V169H66V171H68L67 170V168H69L70 167V169H72L73 168V172L74 173H76V175L79 177V178H82L81 176H83V179H84V175H83V173H84V171L87 169L88 170V167L89 166H91V163H92V165H94L93 163L95 162V164L98 162V160L101 162V161H103V160H101V158L100 157H102L101 156V154L100 153H102V154H105V152H106V150L104 151V153L103 152H100V150L98 151V147H99V145L97 144V143H99V142H97L95 139H93L92 138ZM198 135V134H197ZM243 135V134H242ZM29 136V135H28ZM30 136H32V135H30ZM79 136V137H78ZM95 136V135H94ZM128 136V135H127ZM13 137H16V136H13ZM18 137V136H17ZM16 137V138H17ZM20 137V136H19ZM32 137H35V136H32ZM32 137H31V139H32ZM67 137V136H66ZM65 137V138H66ZM87 137V136H86ZM99 137V136H98ZM117 138V140L115 139V138ZM222 137V134H221V136H220V138ZM245 137V136H244ZM22 138V137H21ZM29 138V137H28ZM59 138V139H58ZM72 138V137H71ZM84 138H85V135H84ZM213 138V137H212ZM24 139V141H25V138H23ZM22 139V140H23ZM35 139V138H34ZM66 139H68V138H66ZM65 139V140H66ZM73 139V138H72ZM71 139V140H72ZM83 139V138H82ZM85 139H87V138H85ZM202 139V138H201ZM208 139V138H207ZM206 139V140H207ZM225 139V138H224ZM12 140H14V139H12ZM17 140V139H16ZM20 140V139H19ZM28 140V139H27ZM65 140H64V142H65ZM69 140V139H68ZM67 140V142H69ZM78 140L76 141L77 143H78ZM94 140L97 142H94ZM114 140V141H113ZM221 140V139H220ZM32 141V140H31ZM197 141V140H196ZM2 142H0V144L2 145ZM12 142V141H11ZM14 142H15V140H14ZM22 142V141H21ZM27 142V141H26ZM58 142V143H57ZM66 142V143H67ZM79 142H80V140H79ZM120 143H118V145H119V147H121L122 146V149L124 148V146L122 145V144H124V141H119ZM127 142V141H126ZM13 143V142H12ZM122 143V144H121ZM31 144H33V143H31ZM35 144V143H34ZM33 144V145H34ZM70 144V143H69ZM79 144V143H78ZM116 144V146H117V143H115ZM115 144H113L112 143V147H114L113 145H115ZM217 144V143H216ZM23 145V144H22ZM36 145V144H35ZM222 145V144H221ZM67 146V145H66ZM66 146H65V148H66ZM69 146H71V145H69ZM73 146V145H72ZM76 146H78V145H76ZM109 146H111V144H109ZM0 147H2V146H0ZM18 147V146H17ZM81 147V146H80ZM100 147H102V146H100ZM111 147V148H112ZM118 147V146H117ZM118 147V148H119ZM8 148H7V150H5V152L7 151V153H9V150H8ZM25 148H26V146H25ZM24 148V149H25ZM30 148V147H29ZM91 148V151L89 150ZM116 148V147H115ZM3 150V148H0V183L1 182H5L6 180H4L5 178V171H8V170H10L11 169V167H13L12 165H13V161L12 160H10V157L11 156H14V155H11V156H8V154H7V156L4 154L5 152H3L2 150ZM6 149V148H5ZM49 149H51L50 151H49ZM80 149V150H81ZM108 149V148H107ZM119 149H121V148H119ZM121 149V150H122ZM12 150V149H11ZM14 150V149H13ZM27 151L29 150V149H26ZM34 150H32V151H34ZM87 150H89L88 152H87ZM112 150V149H111ZM220 150V149H219ZM17 151V150H16ZM26 151V152H27ZM31 151V150H30ZM30 151H28V152H30ZM31 151V152H32ZM53 151V150H52ZM76 151V150H75ZM74 151V152H75ZM103 151V150H102ZM109 151V150H108ZM117 151H118V149H117ZM15 152V151H14ZM22 152H23V149H22ZM27 152V153H28ZM31 152L30 153H28V154H26V156H28L29 154L31 155ZM63 152V153H62ZM87 152V153H86ZM114 152V150L111 152V153H113ZM121 152H123L124 153V151H120L119 153H121ZM11 153H13L12 151H11ZM24 153H25V151H24ZM24 153H23V155H24ZM33 153H36V151L35 152H33ZM32 153V155L34 156V155H36V156H38L37 154H33ZM107 153H109V152H107ZM106 153V154H107ZM116 153V152H115ZM20 154H22V153H20ZM52 154V155H53ZM56 154V155H57ZM77 154V153H76ZM105 154V155H106ZM114 154V153H113ZM105 155L103 156V158L102 159H104V161L106 160V159H108L107 158V155H108V157H110L109 155L110 154H107L106 155V157H105ZM121 155V154H120ZM123 155V154H122ZM121 155V156H122ZM25 156V155H24ZM41 156V155H40ZM70 156L72 157V159L70 158ZM86 156H87V158H86ZM114 156V155H113ZM112 156V157H113ZM117 157L119 156V155H116ZM232 156V155H231ZM17 157V156H16ZM9 158V159H8ZM12 158V157H11ZM53 158V157H52ZM51 158V159H52ZM64 158H66V157H64ZM70 158V159H69ZM80 158V159H79ZM82 158V159H81ZM111 158V157H110ZM123 158V157H122ZM13 159V158H12ZM55 159H57V157L55 158ZM75 159H76V162H75ZM77 159H79V160H81V163L82 162H85L84 164H81L80 163V161L77 163ZM125 159H126V157H125ZM124 159V160H125ZM53 160V159H52ZM59 160V161H60ZM66 160V161H65ZM84 160V161H83ZM115 160V159H114ZM48 161V160H47ZM56 161V160H55ZM54 161V162H55ZM90 161H92L91 163H90ZM103 161V162H104ZM108 161H109V159H108ZM121 161H123V159H121ZM13 162V163H12ZM57 162H58V160H57ZM102 162V163H103ZM114 162V161H113ZM116 162V161H115ZM125 162H126V160H125ZM34 163V162H33ZM90 163V164H89ZM101 163V164H102ZM106 163H107V160H106ZM112 163V162H111ZM98 164V163H97ZM100 164V165H101ZM61 165V164H60ZM70 165V166H69ZM73 167H72V166ZM100 165H98V166H100ZM103 165V164H102ZM122 165H125L124 164V161H123V164H121V166ZM105 166H106V164H105ZM116 166V165H115ZM119 166V165H118ZM20 167V166H19ZM55 167H56V165H55ZM72 167V168H71ZM93 167V166H92ZM91 167V168H92ZM96 167V166H95ZM104 167V166H103ZM102 166H100V169H99V167H97L99 170H100V172H102L101 170H102V168H103ZM108 167H110V166H108ZM114 167V166H113ZM113 167H110V168H113ZM124 167H126V165L124 166ZM124 167L122 168V169H124ZM16 168V167H15ZM58 168V167H57ZM86 168V169H85ZM91 168H89L90 169V171H91ZM120 168V167H119ZM216 168V167H215ZM14 169V168H13ZM13 169H11L10 170V172L13 170ZM64 169H63V171H64ZM70 169H69V171H70ZM98 169H95V171L97 170V173H98ZM115 169V168H114ZM113 169V170H114ZM117 169H118V167H117ZM125 169H128V168H125ZM257 169V168H256ZM20 170V169H19ZM35 170V169H34ZM60 170H61V168H60ZM68 171V172H69ZM72 171V170H71ZM76 171V172H75ZM94 171V170H93ZM17 172H19V171H17ZM25 172V171H24ZM73 172H71V174H69L70 176H72V173ZM103 172H105V169L103 168ZM111 172V171H110ZM118 171H116V173H117ZM121 172V171H120ZM126 172H127V170H126ZM158 172V171H157ZM160 172V171H159ZM8 173V172H7ZM6 173V174H7ZM13 173H15V171H13ZM13 173H11V175H13ZM67 173V172H66ZM73 173V174H74ZM86 174H87V172H85ZM91 173V172H90ZM113 173H114V171H113ZM64 174V173H63ZM93 174V173H92ZM92 174H89V175H92ZM96 174V173H95ZM95 174H93V175H95ZM100 174V173H99ZM98 174V175H99ZM103 175H106V173L104 174V173H102ZM102 174H101V176H102ZM118 174V173H117ZM123 174H124V172H123ZM10 175V177H12ZM69 175H67L66 174V177L67 176H69ZM75 175V177L74 178H76L77 176ZM89 175H87L88 177H89ZM107 175H108V173H107ZM116 175V174H115ZM121 175V174H120ZM119 175V176H120ZM6 176H9V174L8 175H6ZM35 176V175H34ZM70 176H69V178H70ZM110 176V175H109ZM19 177V176H18ZM17 177V178H18ZM23 177V176H22ZM65 177V176H64ZM77 177V179H79ZM94 177V176H93ZM103 177V176H102ZM106 177V176H105ZM115 177V176H114ZM122 177V176H121ZM119 178L118 180H120L121 182H122V178ZM44 178V177H43ZM74 178H72V179H74ZM87 178V177H86ZM100 178V177H99ZM110 178V177H109ZM116 178V177H115ZM114 178V179H115ZM118 178V177H117ZM1 179H3V180H1ZM9 179V178H8ZM66 179V178H65ZM76 179V180H77ZM82 179V180H83ZM94 179V178H93ZM107 179V178H106ZM111 179H113L112 177H111ZM113 179V180H114ZM14 180L16 181L17 179H15V177H14ZM69 180V179H68ZM71 180V179H70ZM75 180V181H76ZM81 180V181H82ZM100 180V179H99ZM102 180H103V178H102ZM104 180H105V178H104ZM110 180V179H109ZM108 179H107V182L109 181ZM116 180V179H115ZM114 180V181H115ZM18 181V180H17ZM21 181V180H20ZM94 181H95V179H94ZM7 182V181H6ZM5 182V183H6ZM42 182V181H41ZM111 182V181H110ZM116 182H117V180H116ZM4 183V184H5ZM12 183V182H11ZM19 184V186H20V182H18ZM25 183V182H24ZM72 183V182H71ZM104 183H106L105 181H104ZM123 183V182H122ZM122 183H120V184H122ZM8 184V189L9 190H7V191H10V192H13V188H11V185H9V183H7ZM26 184H28V183H26ZM73 184V183H72ZM97 184V183H96ZM117 184V183H116ZM1 185H2V183H1ZM22 185V184H21ZM94 185V184H93ZM99 185V184H98ZM97 185V186H98ZM123 185V184H122ZM23 186H24V184H23ZM27 185H25V187H26ZM66 186V185H65ZM75 186V185H74ZM74 186H73V190H76L75 188H74ZM78 186H80V185H78ZM117 186H119V185H117ZM25 187H23L22 189L24 190L25 189ZM28 187V186H27ZM115 187H116V185H115ZM4 188V187H3ZM17 188V187H16ZM29 188V187H28ZM27 188V189H28ZM117 188V187H116ZM119 189H121L120 187H118ZM124 188V187H123ZM6 189V188H5ZM5 189H3L4 191H5ZM19 189V188H18ZM21 189V188H20ZM27 189H26V191H27ZM42 189V188H41ZM80 189V188H79ZM105 189V188H104ZM1 190V189H0ZM3 190H1V191H3ZM108 190H110L109 188H108ZM121 190H123V189H121ZM120 190V191H121ZM3 191V192H4ZM22 191V190H21ZM25 191V190H24ZM24 191H22V193H24ZM119 191V190H118ZM117 191V192H118ZM2 192V193H3ZM20 192V191H19ZM28 192H29V189H28ZM27 192V193H28ZM74 192V191H73ZM116 192V193H117ZM123 192V191H122ZM6 193V192H5ZM26 193V194H27ZM111 194H112V192H110ZM109 193V194H110ZM113 193H115V190H114V192ZM15 194V193H14ZM108 194V195H109ZM111 194H110V196H111ZM118 194H120V193H118ZM117 194V195H118ZM3 195H5V194H2V196L0 195V217L2 216V212H3V214H6L7 216H6V218H7V220L9 221L10 220V217H9V215H8V210H5V209H2V207L4 208L5 206H7L6 204H5V199H4V197H3ZM28 195V194H27ZM114 195V194H113ZM116 195V194H115ZM116 195V196H117ZM121 195V194H120ZM125 195V194H124ZM23 196H25V195H23ZM39 196H41V195H39ZM116 196H114V197H116ZM5 197H6V195H5ZM26 197V196H25ZM54 197V196H53ZM114 197H112L113 199H111V200H115L114 199ZM119 197V196H118ZM7 198V197H6ZM18 198V197H17ZM22 198V197H21ZM38 198V197H37ZM50 198V197H49ZM31 199V198H30ZM44 199V198H43ZM107 199V198H106ZM118 199V198H117ZM116 199V200H117ZM33 200V199H32ZM42 200V199H41ZM85 200V199H84ZM99 200V199H98ZM111 200H110V202H111ZM27 201V200H26ZM106 201H108V200H106ZM8 202H9V200H8ZM20 202V201H19ZM121 202V201H120ZM26 203H28V202H26ZM118 203H119V201H118ZM8 204V203H7ZM29 204V206H30V203H28ZM5 205V206H4ZM110 205V204H109ZM123 205V204H122ZM36 207V206H35ZM108 207V206H107ZM119 207V206H118ZM10 208V207H9ZM24 208V207H23ZM27 208H29V207H27ZM46 208V207H45ZM74 209V208H73ZM11 210V209H10ZM13 210V209H12ZM35 210V209H34ZM39 210V209H38ZM45 210V209H44ZM43 210V211H44ZM29 211V210H28ZM11 212V211H10ZM35 212H36V210H35ZM40 212H41V210H40ZM39 212V213H40ZM27 213V212H26ZM37 213V212H36ZM42 213V212H41ZM74 213V212H73ZM31 214V213H30ZM32 214H34V213H32ZM28 215H29V213H28ZM35 215V214H34ZM5 216V215H4ZM4 216H2L3 217V219H4ZM30 216V215H29ZM32 216V215H31ZM38 216H39V214H38ZM27 217V216H26ZM37 216H35V218H36ZM41 218H44V217H42V215L40 216ZM40 217H37V218H40ZM70 217V216H69ZM6 218L4 219V220H6ZM32 218V217H31ZM33 218H34V216H33ZM28 219L29 221H30V223L32 222V221H34L35 219ZM37 218H36V222H37ZM40 218V219H41ZM40 219H39V221H40ZM53 219V218H52ZM32 220V221H31ZM43 220V219H42ZM28 221V222H29ZM41 222V221H40ZM42 222H44V220L42 221ZM51 222V221H50ZM47 223V222H46ZM29 224V223H28ZM36 224V223H35ZM49 224H51L52 225V223H49ZM32 225V224H31ZM39 225V224H38ZM54 225V224H53ZM33 227V226H32ZM39 228V227H38ZM48 228V227H47ZM55 228V227H54ZM59 228V227H58ZM30 229H31V227H30ZM33 229V228H32ZM31 229V230H32ZM53 229V228H52ZM30 230V231H31ZM38 230V229H37ZM48 230V229H47ZM51 230V229H50ZM58 230V229H57ZM40 231H42L41 229H40ZM53 232V231H52ZM41 233V232H40ZM42 234V233H41ZM46 234H48V233H46ZM49 236V235H48ZM47 237V236H46ZM12 238V237H11ZM43 239V238H42ZM3 256V255H2ZM1 255H0V264H9V261L6 259V258H3ZM10 260V259H9ZM11 262V261H10Z\"/></svg>", "mask_w": 264, "mask_h": 264}]
</instances>
